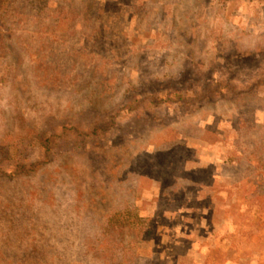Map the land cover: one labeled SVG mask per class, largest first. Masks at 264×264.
I'll return each instance as SVG.
<instances>
[{"label":"rangeland","instance_id":"374dc122","mask_svg":"<svg viewBox=\"0 0 264 264\" xmlns=\"http://www.w3.org/2000/svg\"><path fill=\"white\" fill-rule=\"evenodd\" d=\"M0 13V140L32 144L45 116L73 122L187 75L169 123L99 136L95 172L40 146L34 169L0 175V264H264V66H219L264 51V0H0ZM190 65L213 71L204 97Z\"/></svg>","mask_w":264,"mask_h":264},{"label":"trees","instance_id":"16d2710c","mask_svg":"<svg viewBox=\"0 0 264 264\" xmlns=\"http://www.w3.org/2000/svg\"><path fill=\"white\" fill-rule=\"evenodd\" d=\"M3 17L5 16L0 13V53L2 54L7 52L8 47L5 34H1L5 32L4 28H1ZM229 63L236 65L237 68L248 67L246 70L250 69L249 71L260 66L262 69L264 51L258 57L254 56L241 61L240 56L237 61L236 55L231 54L230 58L224 57L219 66L220 68L227 67ZM237 68L233 69L232 78L235 77ZM186 69H188L186 81L194 80L195 84L202 87L201 97L209 94L210 83L214 81L213 71L211 70L210 74L209 71L194 70L191 65ZM184 73L178 79L156 81L149 77L141 82L139 90L130 89L123 99L110 109L99 110L85 107L78 116L76 115L73 122L59 121L55 117L45 116L40 129L33 132L34 142L32 144H29L23 135L0 140V175H6L9 168L14 169L10 175L19 172L26 173L34 169L38 163L42 162L36 159V152L40 146L41 157L48 159L51 155L62 153L75 155L82 158L95 172L99 166V160L94 148H96V142L101 140L99 139L101 134L110 133L125 140L136 138L152 127L167 124L174 118L176 111L170 113V107H174L178 101L187 99L183 94L184 83L180 85L187 76ZM206 74L207 77L204 80ZM37 142L40 144L38 145Z\"/></svg>","mask_w":264,"mask_h":264}]
</instances>
